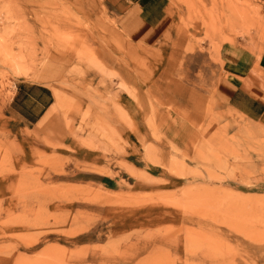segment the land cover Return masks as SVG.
Instances as JSON below:
<instances>
[{"label": "rangeland", "instance_id": "rangeland-1", "mask_svg": "<svg viewBox=\"0 0 264 264\" xmlns=\"http://www.w3.org/2000/svg\"><path fill=\"white\" fill-rule=\"evenodd\" d=\"M129 1L0 0V264H264V123L205 129L264 0H161L152 42Z\"/></svg>", "mask_w": 264, "mask_h": 264}, {"label": "crops", "instance_id": "crops-1", "mask_svg": "<svg viewBox=\"0 0 264 264\" xmlns=\"http://www.w3.org/2000/svg\"><path fill=\"white\" fill-rule=\"evenodd\" d=\"M162 4L161 0L129 1L118 14L119 28L129 36L136 35L147 42L154 41L166 25L167 15ZM263 81L254 77L252 71L240 80L228 78L220 86L218 103L205 126L208 131L206 134L216 135L218 126L235 112L264 123Z\"/></svg>", "mask_w": 264, "mask_h": 264}]
</instances>
